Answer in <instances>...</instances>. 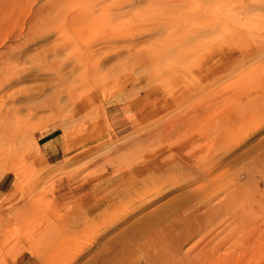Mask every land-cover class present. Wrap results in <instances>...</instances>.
Instances as JSON below:
<instances>
[{
    "label": "rangeland",
    "instance_id": "rangeland-1",
    "mask_svg": "<svg viewBox=\"0 0 264 264\" xmlns=\"http://www.w3.org/2000/svg\"><path fill=\"white\" fill-rule=\"evenodd\" d=\"M30 11L0 13V264H264V0Z\"/></svg>",
    "mask_w": 264,
    "mask_h": 264
},
{
    "label": "bare ground",
    "instance_id": "bare-ground-1",
    "mask_svg": "<svg viewBox=\"0 0 264 264\" xmlns=\"http://www.w3.org/2000/svg\"><path fill=\"white\" fill-rule=\"evenodd\" d=\"M34 0H0V13H7L10 11L11 13V10H19L21 12L27 10L29 13H31V6L33 4ZM33 8V7H32ZM34 12V11H33ZM36 14V13H35ZM1 15V14H0ZM45 15V14H44ZM6 16H8L6 14ZM28 16V14H27ZM2 17V16H1ZM22 17V16H21ZM27 18V17H26ZM33 20V19H32ZM31 20V21H32ZM26 21V20H25ZM36 22V21H35ZM13 24V23H12ZM31 26V25H30ZM264 74V73H263ZM260 79V78H259ZM260 83L262 80H259ZM259 81H256V82H259ZM264 83V82H263ZM257 84V83H256ZM259 84V83H258ZM260 85V84H259ZM263 85V84H262ZM261 85V86H262ZM254 86V85H253ZM246 88V87H245ZM258 88V87H257ZM261 88V87H260ZM255 90V89H254ZM254 92V91H253ZM238 93V91H237ZM248 95V93H247ZM255 95V94H254ZM239 96V95H238ZM245 96V95H244ZM243 97V96H242ZM246 100V99H245ZM248 102V101H247ZM234 103V102H232ZM195 112V111H194ZM193 113V112H192ZM191 113V114H192ZM201 113L197 112V114H195L194 116L196 115H199ZM193 116V114L191 115ZM154 132V131H153ZM185 132V131H184ZM165 132H162L161 129L158 130V131H155V133L151 134L150 136H144V137H141L139 139V143L141 144H144L146 142H149V140L152 139V141H154L153 138H156V137H159L160 135L164 136ZM166 136V135H165ZM157 140V139H156ZM135 143V142H134ZM132 143V144H134ZM136 146V145H135ZM138 146V145H137ZM186 257V256H185ZM200 262V261H199ZM199 264V263H198ZM208 264V263H207Z\"/></svg>",
    "mask_w": 264,
    "mask_h": 264
},
{
    "label": "crops",
    "instance_id": "crops-1",
    "mask_svg": "<svg viewBox=\"0 0 264 264\" xmlns=\"http://www.w3.org/2000/svg\"><path fill=\"white\" fill-rule=\"evenodd\" d=\"M59 128H54L52 130H50L48 134H53L55 133ZM43 136V135H42ZM41 136V137H42ZM46 136V135H45ZM63 136V133L61 132V135H58V134H54L53 136H51L49 138L48 141H46L42 146L43 149H44V152H43V156L45 155H49L52 153V151L55 149V146H56V143L58 142V140ZM40 146V145H39ZM12 184H13V180H12V177L8 174L6 175H3L1 178H0V195H3V194H6L10 191L11 187H12Z\"/></svg>",
    "mask_w": 264,
    "mask_h": 264
}]
</instances>
